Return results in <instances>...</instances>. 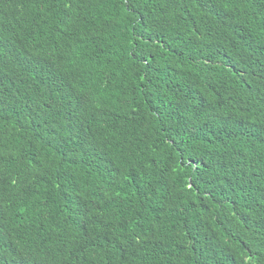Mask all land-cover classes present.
Here are the masks:
<instances>
[{
  "label": "trees",
  "instance_id": "trees-1",
  "mask_svg": "<svg viewBox=\"0 0 264 264\" xmlns=\"http://www.w3.org/2000/svg\"><path fill=\"white\" fill-rule=\"evenodd\" d=\"M0 264H264V0H0Z\"/></svg>",
  "mask_w": 264,
  "mask_h": 264
}]
</instances>
